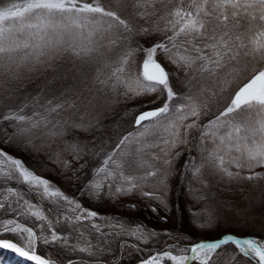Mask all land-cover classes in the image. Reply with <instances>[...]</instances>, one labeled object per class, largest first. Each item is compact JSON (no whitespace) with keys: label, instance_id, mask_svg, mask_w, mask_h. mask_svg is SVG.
I'll use <instances>...</instances> for the list:
<instances>
[{"label":"snow or ice","instance_id":"1","mask_svg":"<svg viewBox=\"0 0 264 264\" xmlns=\"http://www.w3.org/2000/svg\"><path fill=\"white\" fill-rule=\"evenodd\" d=\"M112 7V0H0V249L33 264L73 256L66 264H118L117 247L139 255V264H221L222 246L232 245L235 264H264V239L255 235L225 230L191 242L143 221L129 227L37 174L82 185L80 198L97 207L138 199L167 224L171 182L186 156L180 178L199 206L188 208L191 227L220 232L228 221L264 232V212L217 197L240 191L248 201V184L264 205V171H253L264 169V0ZM129 103L130 121L107 143L108 117Z\"/></svg>","mask_w":264,"mask_h":264},{"label":"trees","instance_id":"2","mask_svg":"<svg viewBox=\"0 0 264 264\" xmlns=\"http://www.w3.org/2000/svg\"><path fill=\"white\" fill-rule=\"evenodd\" d=\"M87 2H91V0H87ZM104 0H101V3L103 4ZM113 7L110 10H117L114 5H115V0H112ZM146 26V25H145ZM143 43V41H141ZM147 44H145L146 46ZM130 105L134 107L135 105L129 103L126 106H121L117 108L116 112L117 114L115 117L109 116L106 124L109 126L108 130L103 134L104 138L106 139L107 143L113 144L116 142V137L119 134V131L122 126H125L130 119H124V121H119L120 120V114L125 112L126 110H129ZM206 122V121H205ZM6 127V125H5ZM131 130V129H129ZM110 138V139H109ZM110 150V149H108ZM5 151L9 152V154H12L13 156L17 158H23L25 163L29 166L32 167L35 165V161L30 158L29 156L25 155L24 153L20 152H15L11 148H6ZM195 154V153H193ZM186 156L181 157L179 164L177 165V175L173 178L171 182V191L169 194V201H170V211L168 213L169 219L168 223H160L157 216L153 214L150 210L147 209L146 205H144L140 200L138 199H124L120 201L119 206H113V205H102L97 207L96 204L90 202L87 197L80 198L79 196V191L78 189L82 187V185H77V186H71L65 184V182L62 180V178L59 175H53L52 172L49 171H38L37 174H40L44 176L45 178H48L52 180L58 187L61 188L62 191L65 192L66 195L70 197H75L77 199H80L84 207L89 208V210H97L100 215H113L117 216L121 221H130L131 223L128 225L129 227H134L135 222L137 221H143L145 225H147L148 228L150 229H156V230H163V229H172L174 232H181L184 234H190L189 240L191 242H196V238H194L196 232H192L191 229L193 227L190 226L189 224V216H188V208H196L195 204L192 203V201L189 198V195L186 191L187 189V183L183 180H181V173H182V166L184 163V160L186 159ZM49 167H52L49 165ZM263 170V169H262ZM246 171V170H245ZM243 172V175H247L246 172ZM264 171V170H263ZM248 172V170H247ZM249 173V172H248ZM243 196H248V201H244L241 198V192L237 191L233 193L232 191L224 190V191H217V197L219 199L227 200V201H234L240 205V207H245L246 204L250 202V213L251 214H256L259 216L261 212H264V205H262L259 200L262 196L261 190H255L251 189L248 184L244 186ZM256 198V199H254ZM128 204H138L140 205L139 210L132 211L128 210L126 205ZM198 206V205H197ZM165 213L163 211L160 212V215H164ZM95 223L98 224H105V221H101L99 219L94 221ZM259 223V221H257ZM221 225L224 226L225 228L227 227H241L244 228L243 224L236 223V222H231L229 223L228 221H222ZM239 225V226H238ZM103 231H107L106 228L102 229ZM249 230H252V228H249ZM254 230V229H253ZM252 230V231H253ZM251 231V232H252ZM257 231V230H254ZM257 235H263L264 232L257 231ZM261 233V234H260ZM4 238L7 239H12L11 236H6ZM167 237H160L159 240L161 243L158 245V248L160 250H163V241L166 240ZM189 240L182 241V244H189ZM129 243H136L134 239H129ZM152 247V242H149L148 248L151 249ZM224 249V255L220 258L221 259V264H235V261H231V255L233 254L234 251V246L232 245H226L222 246ZM46 246L43 245H38V254H44L45 253ZM84 255V254H80ZM116 255L120 256L121 259L118 262V264H136L138 263L140 257L137 254H134L131 250L129 249H124V250H119L118 247L116 249ZM68 258H77L75 256L73 257H64L65 259V264L66 260ZM146 258V255H145ZM108 259H112V257H109ZM237 259L238 260H243L244 258L239 256L237 253ZM166 263L169 264L168 261H165ZM33 262L26 261L19 259L17 256H15L13 251H9L6 249H0V264H32ZM191 264H199L196 261H192Z\"/></svg>","mask_w":264,"mask_h":264},{"label":"rangeland","instance_id":"3","mask_svg":"<svg viewBox=\"0 0 264 264\" xmlns=\"http://www.w3.org/2000/svg\"><path fill=\"white\" fill-rule=\"evenodd\" d=\"M123 18V17H122ZM150 45H146L145 47H149ZM134 105V104H133ZM136 106V105H135ZM134 106V107H135ZM134 107H132V105H130V107H129V110L130 109H132V108H134ZM137 114V113H136ZM124 119H130V117H125L124 116V112L122 113V114H120V122L121 121H124ZM233 170H235L234 168H233ZM264 170V169H263ZM261 168H256V169H254L253 171H263ZM246 172V174H249L248 172H247V170L245 171ZM254 199H256V198H254ZM196 208H198L199 206H195ZM258 223V222H257ZM239 226V225H238ZM225 230H227V232H229V233H237L238 235H243V234H246V235H255V236H257V237H259V238H261V239H264V233H263V235H257V234H259V232L257 233V231L259 230L260 231V229H259V227H256V228H254V230H257V231H254L253 229V231L252 230H245L244 228H242L241 229V227H232V228H230V227H227V228H225L224 226H222L221 225V228H220V232H217V231H211V232H201V231H199V230H197V229H195V228H192L191 229V231L193 232L194 231V233L196 232V234H195V236H194V238H196V240H199V239H201V238H212V237H218L220 234H221V232H224ZM252 231V232H251ZM261 234V233H260ZM11 239V238H10ZM187 254H189V253H187ZM19 258V257H18ZM19 259H22V258H19ZM22 260H24V259H22ZM196 262H198V261H196ZM199 263V262H198ZM139 264V263H138ZM164 264H168V263H166V262H164ZM169 264H170V262H169ZM191 264V263H190Z\"/></svg>","mask_w":264,"mask_h":264},{"label":"water","instance_id":"4","mask_svg":"<svg viewBox=\"0 0 264 264\" xmlns=\"http://www.w3.org/2000/svg\"><path fill=\"white\" fill-rule=\"evenodd\" d=\"M246 82V81H245ZM242 86V85H241ZM138 114V113H137ZM240 236H247L246 234H243V235H240ZM15 254V256H17V257H19V258H22V257H20L18 254H16V253H14ZM189 254H190V252H189ZM22 259H24V260H26L25 258H22ZM27 261V260H26ZM192 261H190V262H186V264H190ZM139 263V262H138ZM137 263V264H138ZM33 264V263H32Z\"/></svg>","mask_w":264,"mask_h":264}]
</instances>
